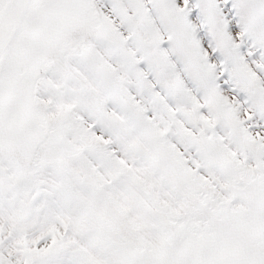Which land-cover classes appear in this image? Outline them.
Instances as JSON below:
<instances>
[{"label": "snow or ice", "instance_id": "1", "mask_svg": "<svg viewBox=\"0 0 264 264\" xmlns=\"http://www.w3.org/2000/svg\"><path fill=\"white\" fill-rule=\"evenodd\" d=\"M0 264H264V0H0Z\"/></svg>", "mask_w": 264, "mask_h": 264}]
</instances>
